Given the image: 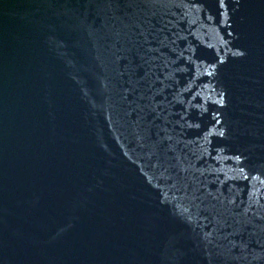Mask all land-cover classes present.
I'll return each instance as SVG.
<instances>
[{
  "label": "water",
  "instance_id": "obj_1",
  "mask_svg": "<svg viewBox=\"0 0 264 264\" xmlns=\"http://www.w3.org/2000/svg\"><path fill=\"white\" fill-rule=\"evenodd\" d=\"M0 264H264V0H0Z\"/></svg>",
  "mask_w": 264,
  "mask_h": 264
},
{
  "label": "snow or ice",
  "instance_id": "obj_2",
  "mask_svg": "<svg viewBox=\"0 0 264 264\" xmlns=\"http://www.w3.org/2000/svg\"><path fill=\"white\" fill-rule=\"evenodd\" d=\"M221 6H223V0H221ZM220 134L223 135V133ZM237 159H239V157H237Z\"/></svg>",
  "mask_w": 264,
  "mask_h": 264
}]
</instances>
